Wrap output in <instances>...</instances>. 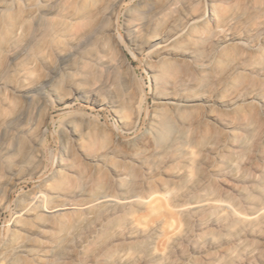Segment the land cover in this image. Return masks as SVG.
Returning a JSON list of instances; mask_svg holds the SVG:
<instances>
[{
	"label": "bare ground",
	"instance_id": "1",
	"mask_svg": "<svg viewBox=\"0 0 264 264\" xmlns=\"http://www.w3.org/2000/svg\"><path fill=\"white\" fill-rule=\"evenodd\" d=\"M21 1L24 6L0 0V80L18 55L28 52L34 57L15 74L13 91L21 105L0 113V139L5 141L16 129L10 146L15 154L24 150L33 128H40L41 123L29 122L23 111L44 98L50 80L44 70L40 71L44 75L29 81L31 70L39 64L53 70L59 62L78 59L82 74L94 80L104 72L114 74L110 51L122 52L113 36L104 35L117 0ZM207 1L204 10L200 0H140L128 12V42L155 59L148 67L152 107L146 126L131 142L112 140L104 152L85 155L92 170L81 177L84 186L59 191L47 184L45 190L32 191L22 200H28L23 206L20 201L0 258L7 255L8 264L156 261L164 256L152 246L164 228L160 214L173 220L225 213L234 223L245 225L264 214V205L248 214L239 212L233 203L213 197L208 182L197 184L193 191L187 188L186 168L193 154L210 153L211 172L236 181L246 177L239 170L240 150L256 141V156L264 161V0ZM76 92L88 103L109 108L124 133L132 132L140 120L137 103L107 100L95 83ZM78 118L64 123L61 164L70 156V142L81 141L82 128H89L86 119ZM114 156L124 164H113ZM135 165L138 174L133 172ZM254 168L257 175L248 184L257 189L264 168L256 164ZM108 172L120 195L108 184ZM63 178L64 171L58 169L52 181ZM235 191L250 199L245 188ZM143 213L155 217L151 224L142 226ZM84 228L90 231L81 237ZM74 239L78 243L66 259L64 252ZM176 241L174 234L166 240L169 245Z\"/></svg>",
	"mask_w": 264,
	"mask_h": 264
},
{
	"label": "rangeland",
	"instance_id": "2",
	"mask_svg": "<svg viewBox=\"0 0 264 264\" xmlns=\"http://www.w3.org/2000/svg\"><path fill=\"white\" fill-rule=\"evenodd\" d=\"M16 1L24 6L21 0ZM139 1L117 0L109 22L106 23L104 35L113 36L122 49L121 55L113 51L109 54L115 68L114 74L112 73L114 76L104 72L98 79L94 78V81L91 75L82 74L78 59L59 62L53 70H50L48 64H39L31 70L29 81L44 75L42 73L45 71V74L49 72L50 80L43 91L44 98L38 103H30L29 108L23 111L25 117L29 115V122L35 124L38 120L41 123L39 129L34 127L28 135L24 150L16 154L11 152L10 146L15 143L14 128L9 131L5 141L0 139V184L5 185L0 188V252L13 228L12 217L19 208L20 201L23 206L28 200H22L28 199L32 191L45 190L47 184H53L59 191L62 188L84 186L85 180H81V177L89 175L92 170L85 155L102 153L109 143L112 144L116 140L121 144L131 142L146 126L152 107L151 73L148 67L155 59L147 50H135L128 42L125 31L128 12L136 9ZM207 3V0H200L199 7L206 10ZM180 9L181 4L178 5V10ZM33 59L32 54L21 53L12 61L8 72L10 75L7 74L0 80V113L7 107L16 108L21 105L19 94L13 91L16 86L15 74ZM93 83L107 100L118 101L119 105L131 102L139 105L140 120L132 132L122 131L109 108L88 103L76 92L78 88ZM78 117L86 119L89 128H82L85 134L81 141L75 138L70 142V156L61 164L60 160L64 157V141L61 137L64 123ZM257 150L256 141L246 149L240 150L239 170L245 172L246 177L245 180L237 181L227 175L220 177L211 172L213 156L210 153L193 154L186 168L190 176L187 188L193 191L197 184L208 182V189L213 197L233 203L241 213H250L252 208L264 205V177L258 182L257 189H252L248 184V181L257 175L255 164L264 168V161L256 156ZM113 164L123 165L124 162L114 156ZM58 169L64 171L62 182L52 181ZM139 169L138 165H135L133 172L138 174ZM156 177L165 178L162 175ZM107 182L113 187L115 194L120 195L115 178L110 172ZM238 188H245L250 194V199L238 195L235 191ZM140 215L145 216L142 226L151 224L155 218L144 213ZM158 217L165 224L161 236L152 246L154 251L164 253V256L148 262L133 258L131 264H264V214L251 225L234 223L225 213L206 212L199 217L189 215L186 219L173 220H169L165 213ZM89 231L90 228H84L81 237ZM205 231L208 234L205 235ZM172 234L177 237V241L169 245L166 240ZM78 240L74 239L64 252L66 259L70 258L71 250ZM226 251L230 254L223 256ZM7 259V255L1 257L0 264H8Z\"/></svg>",
	"mask_w": 264,
	"mask_h": 264
}]
</instances>
